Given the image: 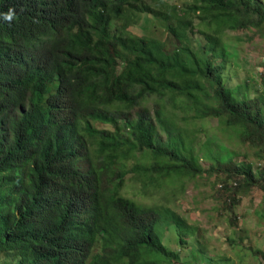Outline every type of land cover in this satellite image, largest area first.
I'll list each match as a JSON object with an SVG mask.
<instances>
[{
	"label": "trees",
	"instance_id": "16d2710c",
	"mask_svg": "<svg viewBox=\"0 0 264 264\" xmlns=\"http://www.w3.org/2000/svg\"><path fill=\"white\" fill-rule=\"evenodd\" d=\"M176 1L0 0L17 14L0 20V254L15 264H174L157 229L190 224L144 198L170 200L204 172L200 121L221 117L264 159V103L224 82L238 54L225 37L263 27L264 0ZM139 20L168 37L137 34ZM224 153L217 167L243 176L221 187L239 202L257 177Z\"/></svg>",
	"mask_w": 264,
	"mask_h": 264
},
{
	"label": "rangeland",
	"instance_id": "374dc122",
	"mask_svg": "<svg viewBox=\"0 0 264 264\" xmlns=\"http://www.w3.org/2000/svg\"><path fill=\"white\" fill-rule=\"evenodd\" d=\"M176 2L179 6L184 5L182 0ZM147 28L139 20L134 30L139 35L156 36L162 40H166L169 35L157 21L151 25L147 24ZM194 37L202 43L201 46L205 43L203 34L196 33ZM225 39L231 40L238 48L237 57L226 62L225 85L232 90L242 86L243 89L237 92L236 96L259 98L264 103V25L259 29L228 31ZM217 62L219 65L223 60L219 59ZM246 92L248 95H245ZM200 123V130L194 139L195 150L201 156V169L204 172L188 180L185 188L176 196H171L172 190L169 189L170 200L163 197L164 193L156 196L149 194L152 199L144 198L145 204L148 201L166 203L190 224L193 233L182 236L183 242H180L176 227L164 224L161 228L163 243L169 250L177 252L172 257L174 264H232L226 258L225 252L234 249L238 252L240 249L241 254L246 253L240 254L241 256L234 254L236 264H264V260L261 261L257 257L260 254L256 251L257 248L264 250V173H261L264 172V159L255 156L259 150L257 147L241 137H236L232 129H223L221 117L209 116ZM207 142L211 148L207 146L206 152L204 144ZM227 151L232 152V163L251 162L257 177L246 193L238 194L239 202L232 200L235 197L232 188L223 190L220 186L229 181L233 182L235 177L242 179L243 176L227 171V167L233 165H227L225 169L217 167ZM136 164V159L129 162L131 169ZM132 178L133 173L128 176L129 184L133 181ZM142 188L141 184L134 182L131 196L138 190H143ZM139 200H142V197L136 199ZM257 210L263 218L259 211L256 213ZM100 251L101 244L98 243L93 253ZM230 258L233 259V256ZM0 264H15L14 256L0 254ZM162 264L172 263L163 261Z\"/></svg>",
	"mask_w": 264,
	"mask_h": 264
},
{
	"label": "clouds",
	"instance_id": "9594fccd",
	"mask_svg": "<svg viewBox=\"0 0 264 264\" xmlns=\"http://www.w3.org/2000/svg\"><path fill=\"white\" fill-rule=\"evenodd\" d=\"M16 10L14 9V8H9L8 10H7V12H0V20H2V21H4V22H7V23H9V24H11L12 22H13V20L15 19V17H16ZM130 175V174H129ZM133 176H134V174H133ZM133 179V178H132ZM233 184V183H232ZM223 184H221L220 186H222ZM233 185H235V184H233ZM161 228L162 227H160L159 229H157L158 230V234H159V237H160V239H161V241H162V243H163V238H162V236H161V232H162V230H161ZM179 234V233H178ZM186 234H191L190 232H189V229L187 228V233ZM186 234H184V235H186ZM184 235H180L179 234V238H180V242H183L184 240H183V237L182 236H184ZM164 244V243H163ZM165 246H166V244H164ZM167 247V246H166ZM168 248V247H167ZM169 250V249H168ZM174 253H176L177 254V252H176V250H175V252ZM94 254V253H93ZM175 254V255H176ZM262 261V260H261Z\"/></svg>",
	"mask_w": 264,
	"mask_h": 264
}]
</instances>
